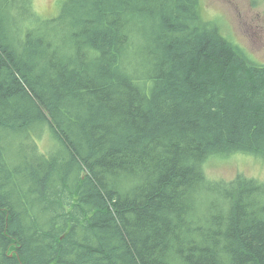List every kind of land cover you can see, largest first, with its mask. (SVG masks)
I'll list each match as a JSON object with an SVG mask.
<instances>
[{
  "label": "trees",
  "instance_id": "16d2710c",
  "mask_svg": "<svg viewBox=\"0 0 264 264\" xmlns=\"http://www.w3.org/2000/svg\"><path fill=\"white\" fill-rule=\"evenodd\" d=\"M234 154L264 160V64L199 0H0V264H264Z\"/></svg>",
  "mask_w": 264,
  "mask_h": 264
},
{
  "label": "rangeland",
  "instance_id": "374dc122",
  "mask_svg": "<svg viewBox=\"0 0 264 264\" xmlns=\"http://www.w3.org/2000/svg\"><path fill=\"white\" fill-rule=\"evenodd\" d=\"M62 0H33L39 13L54 15ZM204 22H214L221 33L243 48L249 57L264 64V6L253 7L247 0H199ZM209 168L215 178L231 179L238 172L264 180V160L237 154L219 158Z\"/></svg>",
  "mask_w": 264,
  "mask_h": 264
}]
</instances>
